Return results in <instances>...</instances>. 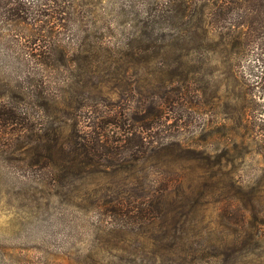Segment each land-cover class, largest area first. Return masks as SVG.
<instances>
[{
	"label": "rangeland",
	"instance_id": "1",
	"mask_svg": "<svg viewBox=\"0 0 264 264\" xmlns=\"http://www.w3.org/2000/svg\"><path fill=\"white\" fill-rule=\"evenodd\" d=\"M76 2L97 8L57 25L55 40L66 45L69 61L57 65L56 50L41 73L53 82L93 75L94 100L62 126L52 123L60 130L32 97L18 98L25 74L18 42L43 47L49 25H10L3 34L24 39L0 37V108L29 124L0 121V264H264L258 71L211 42L177 43V30L160 16L145 26L137 13L115 10L134 0ZM242 74L256 92L247 91ZM250 100L257 101L254 112ZM95 128L120 146V138L134 135L147 151L84 177L67 176L43 159L34 165L40 156L32 140L44 129L71 138ZM117 201L131 214L150 211L152 220L111 217L106 206Z\"/></svg>",
	"mask_w": 264,
	"mask_h": 264
},
{
	"label": "trees",
	"instance_id": "2",
	"mask_svg": "<svg viewBox=\"0 0 264 264\" xmlns=\"http://www.w3.org/2000/svg\"><path fill=\"white\" fill-rule=\"evenodd\" d=\"M134 1L138 4H124L115 7V10L118 9L123 13L127 11L137 13V16L144 18L139 21L144 22L145 26L151 18L160 16L163 23H169L177 30L174 35L177 43L186 40L198 45L203 42H211L220 46L222 52L230 55L234 60L250 61L252 69L258 71L255 75L259 79L257 85H261V87L256 88L260 89L264 95V0ZM96 8L97 6L92 3L79 4L76 0H0L1 38L24 39L22 36L14 35L15 33L3 34V28L9 29L10 25H35L38 22L49 25V34L41 35L46 41L43 47L37 48L35 40H18L17 56L25 72L23 76L19 77L21 83L19 84L20 97L18 96V98L23 100L26 97H32L34 106L46 112L51 125L53 122H58L62 126L67 121L65 118L75 115L77 108L87 106V101H93L94 96L91 95V92L95 85L91 80L93 75L90 74L87 75L86 80L78 78V80H73L74 74L71 73L68 78L53 82L47 75L41 73L51 61L52 52H56V50H59L61 54L57 65L67 67L66 64L69 61L67 60L68 48L66 45L57 44L55 39L58 40V38L55 36L58 34L54 30L59 24L68 26V23L72 22L70 15L74 12L93 13ZM41 16H46L47 20L41 19ZM154 23L156 21L150 22V25ZM89 37L84 38V42L90 40ZM86 57H91L87 51ZM243 79L244 75L242 74ZM24 83H28L31 88L22 87L21 84ZM243 83L247 87V91L256 92L253 86L245 83L244 80ZM71 91H79L80 94L71 100L64 98ZM256 106L257 101L250 100V106L247 109L251 108V111L254 112ZM53 112L55 115L60 114V117L54 116ZM244 113H246V108ZM25 119L18 112L0 108V121L4 123L29 125ZM262 121L264 122V117ZM30 127L38 129L35 124H31ZM54 127L52 125L51 128ZM60 127L55 128L60 130ZM97 128L94 133L92 131L84 135L78 133L71 138L65 137L59 130L55 132L57 129H50L54 132L53 136H50L52 134H49V130L46 132L44 129L41 137L45 136V138L38 136L32 140L31 151L40 156L34 165L38 166L41 163L40 159H43L54 169L65 168L67 176L84 177L86 174L103 173V168L115 167L122 160H139L140 153L147 151V147L144 148L145 142L141 139L137 140L134 135L120 138L118 141L123 142L120 146L117 141L109 142L104 139V135ZM262 130L264 132V128ZM122 147L124 148L121 149ZM124 153L130 154L128 158H121ZM106 207H108L106 211L113 218L134 219L133 222L152 220L150 211L141 209L138 214H131L133 210H127L118 201L113 205L107 204ZM156 213L154 210L153 214Z\"/></svg>",
	"mask_w": 264,
	"mask_h": 264
}]
</instances>
